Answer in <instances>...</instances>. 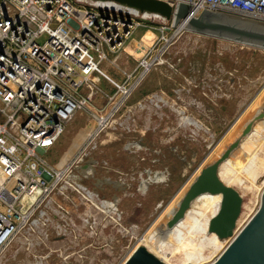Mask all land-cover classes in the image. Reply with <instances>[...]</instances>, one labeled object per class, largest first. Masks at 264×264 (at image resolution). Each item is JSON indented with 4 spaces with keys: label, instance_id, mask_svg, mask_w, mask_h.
I'll return each mask as SVG.
<instances>
[{
    "label": "rangeland",
    "instance_id": "rangeland-1",
    "mask_svg": "<svg viewBox=\"0 0 264 264\" xmlns=\"http://www.w3.org/2000/svg\"><path fill=\"white\" fill-rule=\"evenodd\" d=\"M217 13L221 23L264 32V20L229 10ZM150 24L156 27L154 35L149 31L142 42L155 40L149 53L154 54L163 41V26L168 44L162 61L150 67L88 147L86 155L95 160L96 172L92 174L88 162L87 171L72 169L1 253L0 264H122L145 242L167 264H207L228 243L206 250V258L194 262L189 255L199 233L188 248L184 234H163L154 226L196 171L264 106V46L178 29L170 20ZM132 53L139 58L142 50ZM137 64L138 59L131 61V71ZM98 85L111 88L104 80ZM102 102L98 96L94 100L95 105ZM92 120L78 111L41 156L59 168L93 127ZM263 148L264 117L254 121L219 169L220 178L249 205L241 214L242 225L258 208L264 189ZM215 210L203 215L206 225Z\"/></svg>",
    "mask_w": 264,
    "mask_h": 264
},
{
    "label": "built area",
    "instance_id": "built-area-1",
    "mask_svg": "<svg viewBox=\"0 0 264 264\" xmlns=\"http://www.w3.org/2000/svg\"><path fill=\"white\" fill-rule=\"evenodd\" d=\"M83 1L0 0V255L34 220L150 67L162 61L168 44L160 26L163 41L155 53L149 54L155 40H139L137 66L132 71L119 68L120 79L114 80L103 64L116 66L115 55L137 27L155 30L150 22L166 20L128 12L127 21L123 10ZM166 1L173 13L179 3L189 6L181 22L204 9L264 20V0ZM100 78L109 83V91L99 87ZM97 96L103 98L100 105L94 103ZM78 111L87 113L94 125L56 168L40 153L55 144Z\"/></svg>",
    "mask_w": 264,
    "mask_h": 264
},
{
    "label": "water",
    "instance_id": "water-1",
    "mask_svg": "<svg viewBox=\"0 0 264 264\" xmlns=\"http://www.w3.org/2000/svg\"><path fill=\"white\" fill-rule=\"evenodd\" d=\"M96 3L111 2L116 4L119 11L123 10L126 20L128 12L153 13L170 20L174 14V25L180 24L187 15L189 6L179 3L173 13L172 7L166 0H93ZM218 13L207 9L197 16L184 22L189 30L197 33H207L214 36L230 38L238 42L264 46V32L248 30L243 26L221 23ZM264 117V106L254 114L239 130V132L224 144L220 153L203 164L194 177L181 191L172 204L171 211L165 222L159 226L161 233H168L185 215L192 201L202 194L214 195L219 198L215 213L208 219L207 231L218 239L229 238L233 235L237 219L242 211L243 197L233 186L220 178L219 169L222 163L229 159L240 144V140L248 135L254 121ZM76 168V166H75ZM122 264H167L144 244L136 246ZM207 264H264V189L256 211L231 242L221 251L212 262Z\"/></svg>",
    "mask_w": 264,
    "mask_h": 264
},
{
    "label": "bare ground",
    "instance_id": "bare-ground-1",
    "mask_svg": "<svg viewBox=\"0 0 264 264\" xmlns=\"http://www.w3.org/2000/svg\"><path fill=\"white\" fill-rule=\"evenodd\" d=\"M105 6H108L110 8H117L116 4L111 3V2H106L103 3ZM179 25V26H178ZM178 29L180 28H186L184 22H181L180 24H178ZM187 29V28H186ZM249 45V43H248ZM252 45V44H250ZM263 141V140H262ZM260 145V143H259ZM254 149V148H253ZM264 149V148H263ZM250 150V149H249ZM255 151V150H254ZM256 156V155H255ZM229 160V159H228ZM228 160L225 161L228 162ZM224 164V163H222ZM220 173V172H219ZM258 174V173H257ZM257 176V175H256ZM239 183V182H238ZM250 189V188H249ZM240 193V192H239ZM241 194V193H240ZM245 195V193H244ZM218 200L219 198L217 196L214 195H209V194H202L200 196H198L197 198H195L189 209L186 211L184 217L174 226L172 227L171 230H169V233H175L176 235L180 236L181 234L185 235V238H187V247L190 248L193 244L194 241V237L196 235L197 239H195L196 241L194 242L195 245L192 246L191 249V254L189 255L190 258L196 262L199 261L197 259V257H200L199 259H205L206 258V250L210 249L212 251L217 250L220 246H222L223 241L228 239V243L226 244V246L231 242V240L236 236V234L243 228V226L247 223V221L249 220V218L245 221V223L242 225L241 221V214L242 212H245V209L249 208V205L245 204L244 200H243V204H242V209L243 211H241L239 218L237 219L236 222V226L234 229V233L231 237L229 238H225V239H218L213 233H208L207 231V225H206V220H202L203 215H205V213L207 212L208 214L213 211L215 208L217 209L218 206ZM248 200V199H247ZM174 201L171 202V204L169 205V207L166 209V211L162 214L161 218L159 219V221L157 222V224L154 226V228L156 229L157 227L161 226L167 216L169 215L171 208H172V204ZM216 211V210H215ZM215 213V212H214ZM213 213V214H214ZM212 214V215H213ZM211 215V216H212ZM252 216V215H251ZM250 216V217H251ZM185 221V222H184ZM184 223V224H183ZM183 224V226L181 227V231L176 230L179 226H181ZM208 224V222H207ZM185 228V229H184ZM201 231V232H200ZM183 235V236H184ZM184 239V238H183ZM185 241V240H184ZM147 243V242H145ZM144 243V244H145ZM151 243V242H150ZM152 244V243H151ZM160 244V243H158ZM157 245V244H156ZM151 246V245H150ZM158 246V245H157ZM180 246V245H179ZM225 246V247H226ZM224 247V248H225ZM204 248V249H203ZM223 248V249H224ZM203 249L202 253L199 252V250ZM153 251V250H152ZM221 253V252H220ZM219 253V254H220ZM158 254V253H157ZM159 257V256H158ZM162 259V258H161ZM216 259V257H215ZM163 260V259H162ZM165 261V260H164ZM204 261V260H203ZM168 263V262H167ZM170 264V263H169Z\"/></svg>",
    "mask_w": 264,
    "mask_h": 264
},
{
    "label": "crops",
    "instance_id": "crops-1",
    "mask_svg": "<svg viewBox=\"0 0 264 264\" xmlns=\"http://www.w3.org/2000/svg\"><path fill=\"white\" fill-rule=\"evenodd\" d=\"M159 21H163V20H159ZM138 29H140L139 30V33H137V31H138ZM143 29V31H141ZM149 31H151L152 33H153V35H154V32L152 31V30H150V29H148V28H144V27H137L135 30H134V32L133 33H135V34H137V36H139L140 37V39L139 40H141V41H143V38H144V35L146 34V33H148ZM150 32V33H151ZM132 33V34H133ZM131 38H132V36H131ZM130 40V39H129ZM133 40V41H132ZM131 43H126V45H125V47H124V49L122 50V51H120L119 53H117L116 55H115V61H116V66H111L110 64H108V63H104L103 64V69L112 77V78H114V80H118V79H120V75H119V73H120V70H119V68H123V69H125V70H131V68L133 67V65H131V61H133V62H135L138 58H136L135 56H134V54L132 53V50H135L136 49V43L138 42V41H135V38H134V36H133V38L131 39ZM132 47H134V48H132ZM138 53V52H137ZM114 67H117L118 68V70L116 69V68H114ZM101 80H104V79H102V78H100L99 80H98V84H100V82H101ZM145 80V79H144ZM143 80V81H144ZM105 81V80H104ZM106 83H107V88H110L111 86L109 85V83L107 82V81H105ZM100 87V86H99ZM161 100V99H160ZM88 149V148H87ZM87 151V150H86ZM85 151V152H86ZM82 157V156H81ZM92 159V158H91ZM64 164V163H63ZM62 164V165H63ZM78 186V185H77ZM83 189L82 190H84V189H86L85 187H82Z\"/></svg>",
    "mask_w": 264,
    "mask_h": 264
},
{
    "label": "flooded vegetation",
    "instance_id": "flooded-vegetation-1",
    "mask_svg": "<svg viewBox=\"0 0 264 264\" xmlns=\"http://www.w3.org/2000/svg\"><path fill=\"white\" fill-rule=\"evenodd\" d=\"M87 152V151H86ZM86 152H84L82 155V157H80L79 159H78V161L75 163V165L73 166V169L76 171V170H78L79 168H82L83 169V171H87V166H88V164H87V162L90 164V166H91V172H92V174H93V172L95 173L96 171H95V167H96V165H95V163H94V159L92 158H89V156H87L86 155ZM75 166H76V168H75ZM89 167V166H88ZM74 170H72V171H74ZM88 175V174H87ZM90 175V174H89ZM86 178H87V176H85ZM90 177V176H89Z\"/></svg>",
    "mask_w": 264,
    "mask_h": 264
}]
</instances>
